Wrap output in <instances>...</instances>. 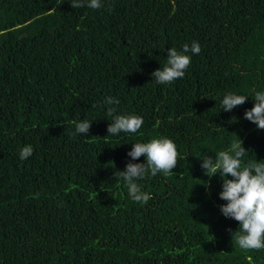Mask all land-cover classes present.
Here are the masks:
<instances>
[{
	"label": "trees",
	"instance_id": "obj_1",
	"mask_svg": "<svg viewBox=\"0 0 264 264\" xmlns=\"http://www.w3.org/2000/svg\"><path fill=\"white\" fill-rule=\"evenodd\" d=\"M102 3L0 0V264H264V248L233 238L222 177L201 168L240 139L244 163L264 161V130L244 119L264 91V0ZM194 41L183 78L154 83L168 49ZM229 93L248 100L226 112ZM109 96L114 115L143 118L137 133L108 135ZM158 138L178 164L136 181L151 195L138 203L114 175L133 144Z\"/></svg>",
	"mask_w": 264,
	"mask_h": 264
},
{
	"label": "clouds",
	"instance_id": "obj_2",
	"mask_svg": "<svg viewBox=\"0 0 264 264\" xmlns=\"http://www.w3.org/2000/svg\"><path fill=\"white\" fill-rule=\"evenodd\" d=\"M73 9L87 6L91 9L103 7L102 0H70ZM201 46L193 42L191 47L183 45V51H177L172 47L168 49L167 63L151 73L154 83L168 85L179 78H183L185 70L190 66L191 56L186 53L199 54ZM254 107L244 113V119L254 123L258 129L264 130V91H255L252 96ZM248 100V96L229 93L221 101V107L226 112L242 106ZM108 105L107 115L112 117L108 125V135H116L121 132L135 134L142 127L143 118L136 115H114L117 111L112 105H119L118 98L111 96L104 101ZM235 118L229 123L234 122ZM92 121L87 119L76 123L77 134H88ZM247 150L243 142L233 141L229 151H220L215 159L212 156L201 160V168L209 178L218 173L223 179L222 191L219 198L227 203L220 205L221 213L230 219L239 222V229L243 234L235 235L236 243L243 250H260L264 248V161L244 163L243 157ZM33 154L31 145L25 146L19 153L23 161ZM131 160L124 170L115 172L114 176L125 182L130 198L138 203L146 204L151 195L141 190L136 182L143 179L149 173L156 176L157 173L169 175L178 164V151L175 143L168 138L152 139L147 143H135L127 153ZM141 156L145 162L134 163ZM231 178H228V177ZM231 232V229H228Z\"/></svg>",
	"mask_w": 264,
	"mask_h": 264
}]
</instances>
